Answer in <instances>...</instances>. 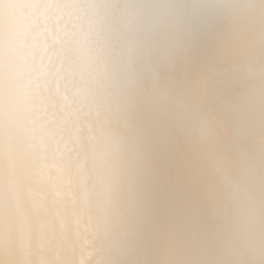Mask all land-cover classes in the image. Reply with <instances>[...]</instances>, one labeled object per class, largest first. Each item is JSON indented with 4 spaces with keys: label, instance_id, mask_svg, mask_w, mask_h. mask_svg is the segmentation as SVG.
I'll return each mask as SVG.
<instances>
[{
    "label": "bare ground",
    "instance_id": "obj_1",
    "mask_svg": "<svg viewBox=\"0 0 264 264\" xmlns=\"http://www.w3.org/2000/svg\"><path fill=\"white\" fill-rule=\"evenodd\" d=\"M70 2L48 15L72 36L94 128L82 258L264 264V0ZM32 14L6 13L22 31ZM27 212L9 198L0 220L15 264Z\"/></svg>",
    "mask_w": 264,
    "mask_h": 264
},
{
    "label": "snow or ice",
    "instance_id": "obj_2",
    "mask_svg": "<svg viewBox=\"0 0 264 264\" xmlns=\"http://www.w3.org/2000/svg\"><path fill=\"white\" fill-rule=\"evenodd\" d=\"M70 0H0V220L9 198L27 202L24 264H93L83 259L94 241L83 162L94 133L70 47L72 36L48 13ZM29 9L25 30L6 15ZM22 98L29 101L21 111ZM34 257V259H33ZM0 264H15L0 229Z\"/></svg>",
    "mask_w": 264,
    "mask_h": 264
}]
</instances>
